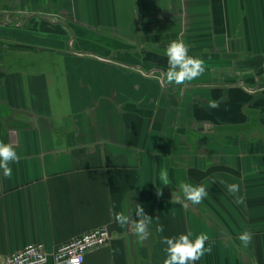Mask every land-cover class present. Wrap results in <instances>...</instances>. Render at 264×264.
<instances>
[{"label": "crops", "instance_id": "1", "mask_svg": "<svg viewBox=\"0 0 264 264\" xmlns=\"http://www.w3.org/2000/svg\"><path fill=\"white\" fill-rule=\"evenodd\" d=\"M177 39L206 70L169 86ZM263 80L264 0H0V141L19 156L0 169V264L98 226L112 237L84 264H163L162 237L188 232L212 248L195 264H264ZM137 204L142 242L110 215Z\"/></svg>", "mask_w": 264, "mask_h": 264}, {"label": "clouds", "instance_id": "2", "mask_svg": "<svg viewBox=\"0 0 264 264\" xmlns=\"http://www.w3.org/2000/svg\"><path fill=\"white\" fill-rule=\"evenodd\" d=\"M168 67L160 77L166 85H185L201 75L206 70L205 61L202 58L189 55L188 46L182 40H173L169 43L166 49ZM213 106H216L213 104ZM19 156L13 149L11 144H5L0 141V169L3 170V175L6 177L12 176V168L9 167L10 162H18ZM159 181L162 185H170L169 175L166 168H162L159 173ZM180 189L184 198L193 205L200 204L208 195V190L201 185H193L188 182L180 184ZM227 191L233 195L234 202L243 204L242 198L236 194L239 192L238 184L227 185ZM160 192L157 190V195ZM135 216L137 219H132L124 212H111L110 215L114 221L121 227H130V230L135 234L138 241L142 242L149 237V225L153 218L147 215L140 204L136 205ZM158 221V217H156ZM156 232L163 233L164 225L157 223ZM191 232L180 234L177 237H162L161 243L165 245L164 252L166 258L163 264H195L206 253H211V246L205 247L209 236L201 233L193 240L190 237ZM242 245L247 246L252 242V234L244 231L238 237Z\"/></svg>", "mask_w": 264, "mask_h": 264}, {"label": "built area", "instance_id": "3", "mask_svg": "<svg viewBox=\"0 0 264 264\" xmlns=\"http://www.w3.org/2000/svg\"><path fill=\"white\" fill-rule=\"evenodd\" d=\"M112 233L104 226L95 227L70 241L59 244L50 250L43 242H33L6 255L5 264H84L86 252L106 245Z\"/></svg>", "mask_w": 264, "mask_h": 264}, {"label": "rangeland", "instance_id": "4", "mask_svg": "<svg viewBox=\"0 0 264 264\" xmlns=\"http://www.w3.org/2000/svg\"><path fill=\"white\" fill-rule=\"evenodd\" d=\"M41 60H46V59H49L50 60V58H51V55L50 54H45V55H39L38 56ZM261 81V80H260ZM263 83L261 84V86H263L264 85V80L262 81ZM250 89V88H249Z\"/></svg>", "mask_w": 264, "mask_h": 264}]
</instances>
